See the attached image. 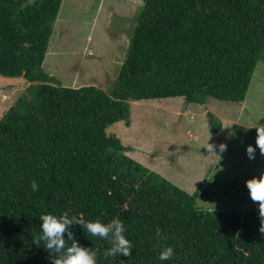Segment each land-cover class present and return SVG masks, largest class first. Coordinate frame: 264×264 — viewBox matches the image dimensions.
<instances>
[{"label": "trees", "instance_id": "trees-1", "mask_svg": "<svg viewBox=\"0 0 264 264\" xmlns=\"http://www.w3.org/2000/svg\"><path fill=\"white\" fill-rule=\"evenodd\" d=\"M61 2L0 0V74L30 83L0 117V264H53L34 239L41 214L65 211L123 222L131 256L105 258L109 240L69 226L97 252V264H264L259 206L199 208L200 185L186 192L106 132L117 121L129 125L131 101H243L264 61V0H143L108 91L63 86L43 69ZM208 121L220 131V120L211 114ZM164 246L174 256L161 261Z\"/></svg>", "mask_w": 264, "mask_h": 264}, {"label": "rangeland", "instance_id": "rangeland-1", "mask_svg": "<svg viewBox=\"0 0 264 264\" xmlns=\"http://www.w3.org/2000/svg\"><path fill=\"white\" fill-rule=\"evenodd\" d=\"M142 2L62 0L43 69L63 86L110 90L126 57ZM29 84L21 76L0 74V117ZM129 109L128 126L117 121L106 128L107 134L127 146V156L188 193L200 185L199 208L244 212L258 207L246 180L264 171V155L257 147L255 159H249L246 148L256 147V126L264 125L262 59L241 102L208 96L202 103H189L175 96L131 101ZM211 114L221 122L218 132L210 128ZM207 142L216 146L220 157L208 153L203 146ZM221 143L227 145L222 153Z\"/></svg>", "mask_w": 264, "mask_h": 264}, {"label": "clouds", "instance_id": "clouds-1", "mask_svg": "<svg viewBox=\"0 0 264 264\" xmlns=\"http://www.w3.org/2000/svg\"><path fill=\"white\" fill-rule=\"evenodd\" d=\"M256 147L249 144L246 153L249 159H255L256 148H259L260 154L264 155V125L256 126ZM209 139V138H208ZM209 154H215L220 157L215 145L207 142L203 145ZM227 150V145L221 143L219 152ZM211 160V155L209 156ZM220 160V159H219ZM32 190L37 191L38 185L35 181L31 184ZM246 187L249 191L251 200L259 206L260 233L264 235V171L260 175L253 176L246 180ZM41 234L35 237L34 242L39 246L43 241V246L48 250L53 264H97V252L93 248L84 247L74 238V233L69 230V226L73 224L81 225L87 233L109 240L111 247L104 252L105 258L109 256L124 255L131 256L133 244L124 235L125 226L119 217L113 218L108 223H102L99 219L95 221H85L83 216L69 217L67 211L57 216L52 213L41 214ZM67 232V239L65 233ZM157 238L162 233L157 229ZM71 241V244H67ZM55 254V255H53ZM174 256V249L171 246H164L159 252L158 259L166 261Z\"/></svg>", "mask_w": 264, "mask_h": 264}]
</instances>
